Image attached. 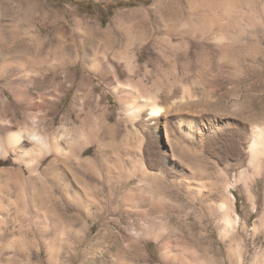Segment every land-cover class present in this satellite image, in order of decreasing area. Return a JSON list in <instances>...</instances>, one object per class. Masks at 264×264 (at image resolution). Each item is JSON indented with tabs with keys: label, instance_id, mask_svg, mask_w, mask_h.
Wrapping results in <instances>:
<instances>
[{
	"label": "rangeland",
	"instance_id": "374dc122",
	"mask_svg": "<svg viewBox=\"0 0 264 264\" xmlns=\"http://www.w3.org/2000/svg\"><path fill=\"white\" fill-rule=\"evenodd\" d=\"M160 1L0 0V63L22 60L32 72H39L52 63L57 64L60 59L78 62L83 59L82 50H86L88 56L93 50L97 58L104 56L107 61L115 62L121 58L123 65L133 59L140 42L132 39L135 34L147 37L145 43L152 42L151 36L160 35L151 21L144 22V27L116 28L114 17L139 7L164 11L166 2L160 4ZM200 1L216 0H181L177 8L187 9ZM231 1L238 11L234 13L235 45L227 54L235 64L234 69L219 67L220 55L217 53L193 54L184 59L185 46L172 48L161 41L148 52L154 59L161 60L158 59L162 67L152 69L151 76L146 77L148 87L141 95L160 98L174 89L193 86L196 91L207 92L210 107L217 116L264 124V0ZM96 26L102 31H110L112 40L91 38L90 32ZM199 64L212 68L213 72L199 70ZM18 73L7 70L0 74V110H8V104L15 105V87L26 83L24 79L17 80ZM71 73L75 80L88 74L80 64L73 67ZM33 76L37 81L39 73L36 76L32 73ZM207 79L214 90L207 86ZM104 89L110 102L107 104L112 115L110 123L114 124L119 119L120 105L110 88L104 86ZM73 94L74 89H71L63 105L59 106L56 127ZM121 125L123 130L119 134L106 138L114 163H107L101 195L105 208L101 214L93 220L80 219L76 216V207L59 200L55 205L59 219L50 220L45 233L35 230L25 233L22 230L30 229L31 223L24 220V215L15 217L16 197L1 198L0 206L6 213L0 215V264H264V174L246 172L245 158L237 165L225 164L208 154L176 151L175 156L187 168L198 171L218 193H223L224 186L238 179L240 174L244 179L246 177L247 184L256 181L253 191L255 210L243 183L230 188L236 195L239 223L230 234L223 235L218 213L206 216L201 204L193 203L185 192L170 183L168 173L163 175L164 179L150 175L142 183L140 176L131 172L117 146L135 147L138 138L129 125ZM148 140L153 148L154 142ZM9 164L2 163L0 169ZM72 167L77 179L81 178V170L76 165ZM56 196L59 198V194ZM92 199L96 200L94 192ZM62 209L68 211L67 217H61Z\"/></svg>",
	"mask_w": 264,
	"mask_h": 264
},
{
	"label": "bare ground",
	"instance_id": "6f19581e",
	"mask_svg": "<svg viewBox=\"0 0 264 264\" xmlns=\"http://www.w3.org/2000/svg\"><path fill=\"white\" fill-rule=\"evenodd\" d=\"M180 1L161 0L160 4L166 2L164 11L139 7L114 17L116 28L144 27V22L151 21L160 35L151 36L152 42L147 40L145 43L147 37L135 34L132 39L140 42L133 59L123 65L121 58L117 59L120 62L107 61L104 56L99 59L93 50L89 56L86 50H82L83 59L78 62L60 59L57 64L52 63L39 72H32L22 60L0 63V74L17 70V80H26L22 87H15V105L8 104V110H0V165L10 163L0 169V199L16 197L15 217L24 215V220L31 223L30 229L22 231L45 233L47 223L59 219L55 209L59 200L76 207V216L80 219L93 220L101 214L105 208L101 195L107 163H114L106 138L119 134L123 130L122 123L125 127L129 125L138 139L135 147L118 145L117 148L131 167V172L140 176L142 183L150 175L164 179L163 175L168 173L170 183L185 192L193 203L201 204L206 216L218 213L223 235L230 234L239 223L236 195L230 188L243 183L255 210L253 191L256 181L247 184L246 177L244 179L240 174L238 179L224 186L223 193H218L198 171L187 168L175 153L178 150L204 153L225 164L231 162L236 165L245 158L246 172L264 174V124H249L241 119L217 116L210 107L207 92L196 91L193 86L174 89L160 98L141 95L142 90L148 87L146 77L151 76L152 69L155 71L162 67L161 60L154 59L148 52L161 41L172 48L185 46L184 59L193 57V54L217 53L220 55L219 67H235L227 55L236 38L234 13L238 11L232 7V1H200L178 10ZM109 35L110 31H102L98 26L90 32L93 39L109 40ZM79 64L88 74H82L76 83L71 71ZM198 68L213 72L212 68L202 64ZM32 73L35 76L39 73L37 81L33 80L36 77H32ZM124 75H127L125 80ZM208 79L207 86L213 89L209 82L212 78ZM36 86L40 89H35ZM104 86L110 88L120 105L119 119L114 124L110 123L112 115L107 105L110 102ZM71 89H74L73 97L56 127L57 111ZM148 139L154 142L153 148ZM72 165L81 170V178L77 179ZM93 192L96 200L92 199ZM24 209H27L25 214ZM5 211L0 206V215H5ZM67 213L62 209L60 215L67 217Z\"/></svg>",
	"mask_w": 264,
	"mask_h": 264
}]
</instances>
